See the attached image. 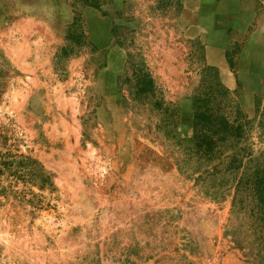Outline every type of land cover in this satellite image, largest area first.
<instances>
[{"label": "rangeland", "instance_id": "obj_1", "mask_svg": "<svg viewBox=\"0 0 264 264\" xmlns=\"http://www.w3.org/2000/svg\"><path fill=\"white\" fill-rule=\"evenodd\" d=\"M205 100L264 167V0H0V264H264Z\"/></svg>", "mask_w": 264, "mask_h": 264}, {"label": "trees", "instance_id": "obj_2", "mask_svg": "<svg viewBox=\"0 0 264 264\" xmlns=\"http://www.w3.org/2000/svg\"><path fill=\"white\" fill-rule=\"evenodd\" d=\"M146 87L151 86H142L141 91L147 92ZM240 130V125L230 122L219 106L212 107L207 100L203 101L202 105L196 106L192 118V155L197 158V161L207 162L214 160L217 156L220 160L214 169L221 168L223 175L232 181L240 175L239 182L234 187L232 206L233 208L237 206L238 211H242L244 215L247 214L252 219V225L259 229V235L255 241H258L260 245L264 242L262 240L264 233L262 231L264 229V167L240 173L238 167L233 166L237 161L235 153L221 159L227 149L233 148V143L239 142ZM2 166L4 163L0 162V168Z\"/></svg>", "mask_w": 264, "mask_h": 264}]
</instances>
